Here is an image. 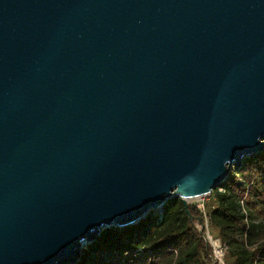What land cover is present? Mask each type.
<instances>
[{"label":"water","instance_id":"95a60500","mask_svg":"<svg viewBox=\"0 0 264 264\" xmlns=\"http://www.w3.org/2000/svg\"><path fill=\"white\" fill-rule=\"evenodd\" d=\"M263 147L264 0H0V264L188 214Z\"/></svg>","mask_w":264,"mask_h":264},{"label":"trees","instance_id":"16d2710c","mask_svg":"<svg viewBox=\"0 0 264 264\" xmlns=\"http://www.w3.org/2000/svg\"><path fill=\"white\" fill-rule=\"evenodd\" d=\"M172 196L160 212L135 223L104 227L66 264H205L208 246L195 204ZM207 222L225 245V264H264V147L243 158L204 202ZM257 218V219H255Z\"/></svg>","mask_w":264,"mask_h":264},{"label":"built area","instance_id":"2783aa9c","mask_svg":"<svg viewBox=\"0 0 264 264\" xmlns=\"http://www.w3.org/2000/svg\"><path fill=\"white\" fill-rule=\"evenodd\" d=\"M204 195H206L205 197L207 199L208 193ZM204 195H200L198 197H202ZM195 206L201 214V220L198 222L197 227L201 230L202 237L209 248L207 252V264H225V245L217 236L212 234L213 232H211L212 230L207 222L205 214L204 201L200 200V202L195 203Z\"/></svg>","mask_w":264,"mask_h":264},{"label":"rangeland","instance_id":"374dc122","mask_svg":"<svg viewBox=\"0 0 264 264\" xmlns=\"http://www.w3.org/2000/svg\"><path fill=\"white\" fill-rule=\"evenodd\" d=\"M206 195H204V196H202V197H195V198H191V199H189L188 200V202H191V203H193V204H195V203H197V202H200V200H202V201H206V197H205ZM154 212H158L156 209H154L153 210ZM255 219H257V218H255ZM198 224V222L196 223V225ZM198 226V225H197ZM212 232V231H211ZM212 234H214V233H212ZM215 235V234H214ZM216 236V235H215ZM205 264H207V262L205 263Z\"/></svg>","mask_w":264,"mask_h":264}]
</instances>
